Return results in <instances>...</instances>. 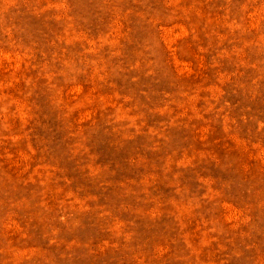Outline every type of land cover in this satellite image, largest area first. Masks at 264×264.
<instances>
[{"label":"rangeland","instance_id":"374dc122","mask_svg":"<svg viewBox=\"0 0 264 264\" xmlns=\"http://www.w3.org/2000/svg\"><path fill=\"white\" fill-rule=\"evenodd\" d=\"M0 264H264V0H0Z\"/></svg>","mask_w":264,"mask_h":264}]
</instances>
